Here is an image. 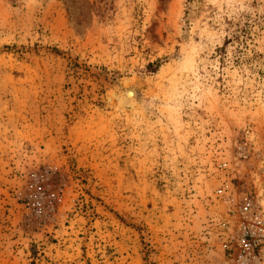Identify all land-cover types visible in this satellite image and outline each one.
Listing matches in <instances>:
<instances>
[{"label":"rangeland","instance_id":"obj_1","mask_svg":"<svg viewBox=\"0 0 264 264\" xmlns=\"http://www.w3.org/2000/svg\"><path fill=\"white\" fill-rule=\"evenodd\" d=\"M252 213L264 0H0V264H246Z\"/></svg>","mask_w":264,"mask_h":264},{"label":"built area","instance_id":"obj_2","mask_svg":"<svg viewBox=\"0 0 264 264\" xmlns=\"http://www.w3.org/2000/svg\"><path fill=\"white\" fill-rule=\"evenodd\" d=\"M218 193H224V189H219ZM237 220L234 226L227 221L222 226L229 239L231 254L248 264L259 258L264 248V216L259 213L243 214Z\"/></svg>","mask_w":264,"mask_h":264},{"label":"trees","instance_id":"obj_3","mask_svg":"<svg viewBox=\"0 0 264 264\" xmlns=\"http://www.w3.org/2000/svg\"><path fill=\"white\" fill-rule=\"evenodd\" d=\"M239 39V36H238V33L235 32L233 36L231 37H227L223 43L222 46H219L216 51H217V54H219V57H220V60L223 61L226 56H227V47L228 45H230L234 39Z\"/></svg>","mask_w":264,"mask_h":264},{"label":"bare ground","instance_id":"obj_4","mask_svg":"<svg viewBox=\"0 0 264 264\" xmlns=\"http://www.w3.org/2000/svg\"><path fill=\"white\" fill-rule=\"evenodd\" d=\"M134 96V92L133 91H130V93H128V97L129 98H132Z\"/></svg>","mask_w":264,"mask_h":264}]
</instances>
